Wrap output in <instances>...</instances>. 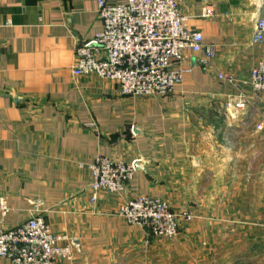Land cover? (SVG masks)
I'll return each mask as SVG.
<instances>
[{
	"label": "crops",
	"instance_id": "obj_1",
	"mask_svg": "<svg viewBox=\"0 0 264 264\" xmlns=\"http://www.w3.org/2000/svg\"><path fill=\"white\" fill-rule=\"evenodd\" d=\"M98 1L0 0V198L10 209L0 228L42 217L76 245L73 262L55 264H264V198L205 200L243 175L231 161H246L245 193H264V102L255 113L229 106L234 92L193 54L182 63L191 72L164 97H125L94 75L73 76L75 47L101 30ZM179 3L189 28L214 47L215 69L242 78L264 59V42L250 41L264 0ZM206 7L210 19L200 17ZM260 121L263 129L253 132ZM98 156L148 165L121 195L91 203L88 166ZM140 196L174 209L179 201L196 217L182 224L177 244L153 239L142 249L144 234L117 215L121 203Z\"/></svg>",
	"mask_w": 264,
	"mask_h": 264
},
{
	"label": "built area",
	"instance_id": "obj_2",
	"mask_svg": "<svg viewBox=\"0 0 264 264\" xmlns=\"http://www.w3.org/2000/svg\"><path fill=\"white\" fill-rule=\"evenodd\" d=\"M96 15L101 30L75 47L73 76L94 75L114 84L125 97H164L191 72L182 63L188 54H193L198 55L199 66L214 73L218 83L236 91L235 76L213 67L214 47L205 43L201 33L189 28L179 0H126L121 4L99 0ZM213 15L212 8L206 7L200 17L210 19ZM250 41L253 46L264 42V19L255 20ZM243 80L253 93H264V59ZM238 91L234 104L229 106L244 110L247 98L239 87ZM137 161L127 163L98 156L88 166L90 202L95 203L100 194L121 195L134 176ZM9 211L6 199L1 197V217L5 218ZM117 215L126 225L147 229L156 238L173 239L178 227L167 202L153 196L121 203ZM0 259L9 264L71 263L75 250L72 242L52 232L42 217H31L16 227L0 228Z\"/></svg>",
	"mask_w": 264,
	"mask_h": 264
},
{
	"label": "rangeland",
	"instance_id": "obj_3",
	"mask_svg": "<svg viewBox=\"0 0 264 264\" xmlns=\"http://www.w3.org/2000/svg\"><path fill=\"white\" fill-rule=\"evenodd\" d=\"M252 69H253V67L249 70L248 73H250ZM235 78H236L237 87L233 88V89H236V91L232 90L230 88L232 90V92H234V94L232 95L234 101L231 104H234V102H235L234 97H235V95H237L239 93V91H238V87H239V89L245 94V96L247 98V100H246L247 111L251 110L252 112L255 113L256 111H258L257 108L259 106L260 101L264 102V93H256V92L253 93L249 88L242 87L243 85H241V84H243V81H245V80H243L237 76H235ZM222 85H224V84H222ZM224 86H226V85H224ZM251 100H253V102H251ZM228 104H229V102H226L225 106H227ZM255 123H256V121H255ZM261 124L262 123L260 121L255 126V129L253 132H257V131L262 130L264 125L262 127ZM228 163H233L232 165H229L230 166L229 168H233V170L236 168L235 170L237 172H239L240 174H243V175L238 176V177H234V184H233L234 186L233 185L232 186H224V185L230 184L229 181H225V182H223V184L220 185V190L218 192L210 191L208 194H205L206 204H251V202L253 204H259V201H261V199L264 198V193L263 194L259 193V192H253L252 194L245 193L244 170L246 168V166H245L246 161L226 162V164H228ZM226 164H224V165H226ZM253 167L255 169V166H253ZM259 168H261L260 164L258 166V169ZM248 174L249 173L247 172V175ZM232 179L233 178L231 177V180ZM259 179H260L259 177L255 178V176H254L253 177L254 183L256 181H259ZM227 180H228V178H227ZM218 189H219V186H218L217 190ZM156 198H158V197H156ZM159 199L163 201V199H161V198H159ZM195 200L196 199L193 198L191 200V202L195 201ZM166 202L168 204L169 213L171 215L175 216L177 224H178V227L176 228V231L174 232L175 237L173 239L156 238V237L152 236L151 233L147 229L135 227L136 229L140 230L146 238V239L142 240V244L144 245V247H142V249H147L146 247H148V245L151 243L150 240H153V239L156 242H158L157 244H161V243H163V241H173V242H175V244H177V241L179 240V234L181 233V230H182V224L187 223V222H192L194 219H196V217L193 214H191L190 212H188L185 208H183V209L180 208L179 204L181 202L177 201L178 204H175V205H177L178 209H174L173 207H175V206L170 201H166ZM183 203L184 202L182 201V204ZM226 226H228V225L226 224ZM253 227L254 228L259 227L258 228V230H259L261 226L260 225L259 226L254 225ZM178 245H179V243H178ZM142 254H144V253L142 252ZM141 258H143V257H141ZM253 259L258 261L259 259L262 260L263 258H260V256L254 255ZM217 260H219V257L215 261H217ZM59 262H64V261H59Z\"/></svg>",
	"mask_w": 264,
	"mask_h": 264
},
{
	"label": "water",
	"instance_id": "obj_4",
	"mask_svg": "<svg viewBox=\"0 0 264 264\" xmlns=\"http://www.w3.org/2000/svg\"><path fill=\"white\" fill-rule=\"evenodd\" d=\"M136 133H138V132H136ZM194 162L196 163V162H198V160L194 159ZM147 165H148L147 161L139 160V161L134 163V170H135V172H138V171H145L146 172V166ZM73 246L76 247L75 243H73Z\"/></svg>",
	"mask_w": 264,
	"mask_h": 264
}]
</instances>
